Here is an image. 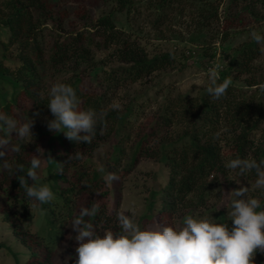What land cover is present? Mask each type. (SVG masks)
Here are the masks:
<instances>
[{"label":"trees","instance_id":"1","mask_svg":"<svg viewBox=\"0 0 264 264\" xmlns=\"http://www.w3.org/2000/svg\"><path fill=\"white\" fill-rule=\"evenodd\" d=\"M106 1L112 6L110 11L91 19L85 10L71 12L62 7L60 0H0V27L7 34L0 54V112L19 121L14 110L18 98H22L30 104L29 118L34 119L33 140L21 142L13 133L12 143L20 144L21 151L0 158V220L8 224L27 251L24 264H75L77 242L71 221L82 207H90L93 202L100 204V211L95 217H85V222L92 223L98 234L100 230L119 231V191L112 186H118L120 179L109 185L104 177L108 173L126 176L140 158L151 159L167 171L163 183L153 179L143 200L144 211L135 220L141 230L151 221L172 226L175 215L183 210L206 208L211 199H216L214 211L225 223L231 191L239 188L237 184L255 185L257 179L254 170L239 175V170L226 169L225 163L237 157L258 162L264 159V92L258 87L264 84V65L259 63L263 53L261 45L251 37L223 59L226 63L218 83L232 79L225 96L214 100L206 89L193 97L167 93L156 104L145 130L127 145L129 119L135 113L130 107L112 110L107 102L108 92L173 68L176 58L171 53L150 52L131 31L116 26L114 14L122 13L128 19L136 0ZM182 1L157 0L155 9L162 12ZM214 2L203 1L197 16V34L218 21L225 30L244 26V16L255 23L260 21L257 5L262 0H226L220 11L219 3ZM70 15L81 23L66 30L64 24ZM162 17L156 14L155 20L161 21ZM47 26L52 30L48 31ZM225 38L226 33H222L218 40L222 43ZM11 48L17 62L14 69L4 64L5 53ZM188 49L190 54L194 51ZM214 50L209 44L201 45L195 62H210L215 57ZM96 52L105 53L99 67ZM86 71L99 73L93 76L95 90L83 83ZM56 75L66 76L58 83L75 89L81 110L107 111L104 134L98 132L91 144L77 145L63 132L48 131L47 120L54 117L47 107L51 88L47 84ZM5 85L11 88L9 97L3 90ZM41 92L45 94L43 100L38 95ZM37 111L40 115L34 116ZM38 146L44 150V159L36 171L38 175L43 172L40 183L47 184L54 195L52 201L44 204L28 198L15 173L2 167L6 159L13 169L23 164L26 171L32 155H39ZM76 151H81L84 158L68 161ZM49 157L52 161L46 160ZM94 157L100 160L95 166ZM61 167L62 174L58 173ZM255 198L264 208V193ZM31 214L44 226L36 227L34 223L38 221L32 222ZM45 216L48 219H43ZM59 216L62 219L57 230L54 222ZM255 259L256 264H264V254L257 252Z\"/></svg>","mask_w":264,"mask_h":264},{"label":"clouds","instance_id":"2","mask_svg":"<svg viewBox=\"0 0 264 264\" xmlns=\"http://www.w3.org/2000/svg\"><path fill=\"white\" fill-rule=\"evenodd\" d=\"M251 38L261 45L264 53V35L256 30L251 31ZM222 64L216 63L208 69V86L206 91L214 100L226 95L232 84L231 78L220 80ZM259 89L264 92V84ZM43 100L45 94H38ZM49 108L54 119L47 120L48 131L63 132L66 139L91 144L99 135H103L107 111L99 113L94 109L81 110L80 101L75 89L63 83H55L47 93ZM112 110L120 109L121 105L114 102ZM39 116L37 111L33 114ZM34 119L27 118L21 122L0 112V158L9 153L18 154L20 144H13V133L21 142L33 140L32 128ZM39 155H32L30 167L25 171L23 164L13 166L3 159V169L14 172L20 187L26 196L41 204L54 199L53 192L47 184L40 183L37 169L42 166L44 150L36 149ZM83 153L76 151L70 154L68 161L83 159ZM52 161L51 157L46 159ZM67 162V161H66ZM230 171L239 170V175L256 173V189H264V159L259 162L252 158H234L225 163ZM17 173H20L17 175ZM63 173V168L58 169ZM29 179L32 183H29ZM105 182L111 185L119 181L115 173H108ZM216 192L221 189L214 190ZM249 188L240 186L231 191L233 197L227 215L232 221L229 229L226 223H217L208 217L185 215L179 227L157 224L141 230L135 222V208L130 209L131 215L124 211L116 215L119 231L111 229L98 234L92 223L85 222V217H95L100 211V204L93 202L90 207H82L79 215L71 221V229L76 233L74 240L75 264H255L257 252L264 254V208L258 198L248 195ZM99 194V193H97Z\"/></svg>","mask_w":264,"mask_h":264},{"label":"rangeland","instance_id":"3","mask_svg":"<svg viewBox=\"0 0 264 264\" xmlns=\"http://www.w3.org/2000/svg\"><path fill=\"white\" fill-rule=\"evenodd\" d=\"M203 1L183 0L180 5L167 8L166 10H162V12H157L155 9L157 0H136L134 11L130 14L128 19H126L122 13L114 14L116 26L126 31H131L150 52L161 51L171 53L176 58V64L173 68L154 73L149 78L135 84L118 87L114 91L108 92L107 102L110 106L114 102H118L121 105L120 110L125 107H130L132 112L135 113V115L131 116L129 119L130 140L127 145L133 141L135 135L139 131L142 132V130H145L149 123V117L156 108V104L160 103L167 93H171L172 95L181 94L189 97L201 94L209 83V68L213 67L216 63L222 64L223 68L226 63L223 59L227 57L233 49L238 47V45L248 41L251 37V31L260 30L262 35H264V0L257 5V12L260 16L259 22L255 23L244 16V26L225 30L222 22L218 21L211 24L203 33L197 34L195 32L196 22L198 21L197 16L198 11L202 8ZM214 3H219L218 9L220 11L226 5V0H215ZM60 4L71 12L77 9L85 10L89 13L91 19L108 13L112 7L106 0H60ZM156 14L164 15L161 21L155 20ZM80 23L81 21H78L73 15H70L69 19L64 24V28L69 30L80 25ZM47 30H52L51 26H47ZM222 33H226V38L220 43L218 38ZM6 35V31L0 27V54L3 51L1 43L5 42ZM49 39L50 38L47 36L46 40L48 41ZM205 43L209 44L212 49L215 48L214 59L208 63L195 62L194 58L197 57L196 51ZM188 48L194 51L190 54ZM14 51V48H11L4 56V64L11 69H14L17 65L14 59ZM104 55V52L95 53V61H97L96 67L101 66L99 61L103 59ZM190 55L191 57L187 58ZM181 57L187 58V61L185 62ZM259 63L264 65V53ZM97 75H99V73L86 71L82 76L83 83L88 89L95 90V82L93 80L95 77L93 76ZM56 76H54L53 80H48L47 86L50 87V85L52 86L66 77ZM3 90L7 93V97H9L11 88L5 85ZM16 104L17 108L14 110V113L19 121L27 120L32 109L30 104L22 98H18ZM99 161L96 157L92 159L94 166L97 165ZM42 173L43 172L39 174L40 179L43 178ZM118 176L120 178L118 186L117 183L112 186L119 191L118 210L116 214L124 211L125 214L131 215L132 213L129 210L135 208L136 220L144 211L143 200L148 194L149 187L154 184L153 179L156 178L159 183H163L167 178V171L161 164L151 159L140 158L129 174L126 176L119 174ZM237 185L238 187L247 186L249 188L248 195L250 197L255 198L264 193V189H256L254 185ZM232 198L233 197L230 195L227 212L224 215L226 219L225 223L228 225L229 229L232 227V221L229 220L227 213L230 210ZM214 203L217 204L216 199H211L207 203L206 208L183 210L173 217L172 226H181L183 217L189 214L197 217H208L217 223H221L223 217L216 214L214 211ZM41 216L43 215L40 214V220ZM45 217L43 219H48V216ZM35 219L36 216L32 215L31 221L33 222ZM60 219L62 218L59 216L57 222H54V226L57 230L59 229ZM36 220L38 222L34 224L36 227H39L42 222L39 223V218ZM155 225L156 223L151 221L147 225V228L154 227ZM42 226L44 225L42 224ZM104 231L105 230H100V234ZM56 242L57 240L53 243ZM26 254L27 251L18 242L17 238L12 235L8 224L0 220V264H24Z\"/></svg>","mask_w":264,"mask_h":264}]
</instances>
